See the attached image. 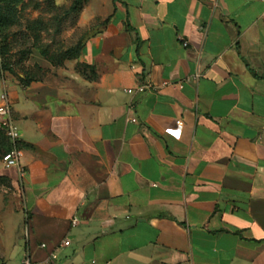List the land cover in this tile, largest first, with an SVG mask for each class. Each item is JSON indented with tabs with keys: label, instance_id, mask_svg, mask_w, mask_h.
I'll use <instances>...</instances> for the list:
<instances>
[{
	"label": "crops",
	"instance_id": "1",
	"mask_svg": "<svg viewBox=\"0 0 264 264\" xmlns=\"http://www.w3.org/2000/svg\"><path fill=\"white\" fill-rule=\"evenodd\" d=\"M78 26L75 58L0 76L25 171L0 134V264H264V0H90Z\"/></svg>",
	"mask_w": 264,
	"mask_h": 264
},
{
	"label": "rangeland",
	"instance_id": "2",
	"mask_svg": "<svg viewBox=\"0 0 264 264\" xmlns=\"http://www.w3.org/2000/svg\"><path fill=\"white\" fill-rule=\"evenodd\" d=\"M87 5V4H86ZM72 0H24L18 5L15 22L0 31V47L6 55L3 63L10 73L30 75L27 62L36 52L60 64L64 54L81 45L86 31L78 26L80 12L71 10Z\"/></svg>",
	"mask_w": 264,
	"mask_h": 264
},
{
	"label": "built area",
	"instance_id": "3",
	"mask_svg": "<svg viewBox=\"0 0 264 264\" xmlns=\"http://www.w3.org/2000/svg\"><path fill=\"white\" fill-rule=\"evenodd\" d=\"M184 47H186V44H184ZM147 78H150L149 75H147ZM167 83H164V85ZM176 86L182 87L183 83H177ZM158 88L154 87L148 83L145 85L139 86L137 88V91L140 93H144L146 91L155 92ZM128 94L132 93L131 90L126 91ZM0 129L3 132L4 136L10 141L11 149L5 153L2 158L1 162L4 168H14L17 167L20 171V175L23 176L25 171L20 166V159L22 158V152L18 148V141L20 139V135L18 132V129L16 127L15 121L12 117V111L10 107V103L8 100V97L5 93H3L0 96ZM127 111L130 113V122L131 123H137V118L134 113V105L129 104L127 107ZM181 126L182 122L180 120L176 121V127L174 130H171V132L174 135L175 139H179L180 132H181ZM72 226H75L77 224V220L73 219ZM70 244L68 239H65L63 242L60 243V247H68ZM42 248H46V245H41ZM58 260V256L55 251L49 253L47 257H45L41 261H33L29 256H26L21 264H54Z\"/></svg>",
	"mask_w": 264,
	"mask_h": 264
},
{
	"label": "trees",
	"instance_id": "4",
	"mask_svg": "<svg viewBox=\"0 0 264 264\" xmlns=\"http://www.w3.org/2000/svg\"><path fill=\"white\" fill-rule=\"evenodd\" d=\"M90 0H72L71 10L80 12ZM24 0H0V31L11 26L15 22L16 14L18 11V5L23 4ZM80 47L76 49H70L64 54V60H70L75 58L79 53ZM6 55L5 47H0V76L4 74L5 71L9 72L10 68L3 63V59ZM42 56L48 59L43 53ZM50 60V59H49ZM53 63V60H50ZM0 134L4 136L0 129ZM6 138V137H5ZM10 149L6 150L7 153ZM2 155V156H3ZM2 158V157H1Z\"/></svg>",
	"mask_w": 264,
	"mask_h": 264
}]
</instances>
